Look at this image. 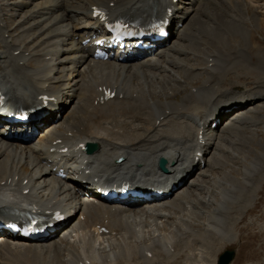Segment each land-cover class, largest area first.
<instances>
[{"label": "bare ground", "instance_id": "6f19581e", "mask_svg": "<svg viewBox=\"0 0 264 264\" xmlns=\"http://www.w3.org/2000/svg\"><path fill=\"white\" fill-rule=\"evenodd\" d=\"M151 3L159 13L170 8V20L184 24L159 54L126 64L91 58L83 41L100 25L96 9L109 18L125 13L145 19ZM218 3L0 0L3 107L39 106L47 96L49 111L66 113L31 144L0 140V209L57 210L69 217L79 207L85 218L44 244L1 239L0 264H216L208 263L210 255L236 242V223L264 190V143L256 140L257 129L264 131V53L248 22L259 29L255 13L264 20V0ZM224 5V13L211 14ZM240 78L256 89L233 92ZM105 91L115 96L100 103ZM246 104L233 112V121L210 129L226 109ZM89 143L96 150L87 157L91 171L85 175L82 147ZM225 151L235 163L225 162ZM247 155L249 167L242 161ZM160 158L164 172L157 168ZM55 167L66 169L69 180L56 179ZM198 167L170 201L144 213L129 215L103 203L81 207L78 201L81 181L110 177L167 191ZM101 228L108 233L100 234ZM198 238L208 242L198 245ZM252 256L249 262L264 264V254Z\"/></svg>", "mask_w": 264, "mask_h": 264}, {"label": "rangeland", "instance_id": "374dc122", "mask_svg": "<svg viewBox=\"0 0 264 264\" xmlns=\"http://www.w3.org/2000/svg\"><path fill=\"white\" fill-rule=\"evenodd\" d=\"M226 1L227 0H224V1L219 0L218 4H220V6H221L222 4H225ZM223 7L224 8H220L219 6H216L211 14L218 16L216 14V13H218L219 15H221L222 13H224L222 9H227V7L225 5ZM245 14L248 15V19L249 18L252 19L251 18L252 12H246ZM255 15H256V22H257L256 24H258V21H259V29L254 28L255 22H253V24H251V21L253 19L248 20V22H250L249 23V26L251 27L250 29L252 30L251 39L256 42L255 44H257L259 46V49L262 50V52L264 53V23H263L264 20L261 21V17L259 15V13H255ZM230 78H231V75H228V80H227L228 82L231 81ZM240 80L239 81L241 84L239 85V87H236L237 90L234 89L233 92H240V93H241V91L242 92H251V91H253V89L254 90L256 89V88H254L255 86L253 84L251 85V83H252L251 80H249V79L247 80L246 78L245 79L240 78ZM244 82L245 83L247 82L248 85L245 84ZM230 85H232V84L229 83V86ZM247 106H248V104H246V107ZM110 107L111 106H109V108ZM244 108H242V109H244ZM249 133L250 132H246L247 135H249ZM256 133H257L256 140H258V142L264 143V131H262L261 128H258ZM223 146L225 147V149L230 150L232 152V148L229 145L227 139L224 140ZM251 148H253V146H251ZM253 149L255 150L254 152L257 153V149L255 147ZM225 154H226L225 157L227 158V161H225V162H227L229 164L235 163L234 161H229V159H228L229 153L227 151H225ZM247 156L245 157L247 159H242V161L246 165V167L247 166L249 167V163H250L252 157L250 155H247ZM230 166L231 165H227L226 168H229ZM261 196H262V198L257 202L258 204H256V205L254 204V206L251 208V210L248 211L247 213H245L243 218L240 220L241 222L239 221L238 223H236L235 228L233 230V232L235 234L236 242H234L231 245L228 244L227 246L226 245L221 246L216 254L210 255V259L207 260L208 263H210L212 260H215L217 263L219 255H221L226 250H231L235 254L234 259H233L231 264H238V263L253 264V262L248 261L254 257V256H252V254L258 255L261 258L263 257V254H264V234H263V232H259V231H260V228H262V226L264 225V212H263V209H264V203H263L264 202V190H262ZM196 220L201 221V219H199V218H197ZM238 229H239V231H238ZM238 234H239V240L240 241L237 239ZM198 240H199L198 245H200L201 243L206 244L208 242L206 238H203V239L198 238ZM172 252H173V250H172ZM194 253H195V250H194ZM193 259H197V258L194 257ZM209 260H210V262H209ZM252 261H254V260H252ZM197 264H202V262H199Z\"/></svg>", "mask_w": 264, "mask_h": 264}, {"label": "water", "instance_id": "95a60500", "mask_svg": "<svg viewBox=\"0 0 264 264\" xmlns=\"http://www.w3.org/2000/svg\"><path fill=\"white\" fill-rule=\"evenodd\" d=\"M162 167L164 165V161H162ZM231 258V254L230 253H226L225 255H223L221 258H220V262L219 264H227L229 259Z\"/></svg>", "mask_w": 264, "mask_h": 264}, {"label": "snow or ice", "instance_id": "6c2138e0", "mask_svg": "<svg viewBox=\"0 0 264 264\" xmlns=\"http://www.w3.org/2000/svg\"><path fill=\"white\" fill-rule=\"evenodd\" d=\"M97 43H100V41H97ZM14 227V226H13Z\"/></svg>", "mask_w": 264, "mask_h": 264}]
</instances>
